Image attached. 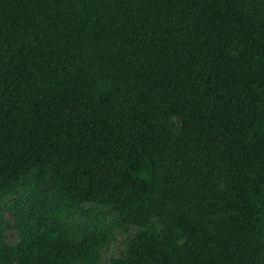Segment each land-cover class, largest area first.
Instances as JSON below:
<instances>
[{
  "label": "trees",
  "instance_id": "1",
  "mask_svg": "<svg viewBox=\"0 0 264 264\" xmlns=\"http://www.w3.org/2000/svg\"><path fill=\"white\" fill-rule=\"evenodd\" d=\"M121 237L264 264V0H0V264Z\"/></svg>",
  "mask_w": 264,
  "mask_h": 264
},
{
  "label": "rangeland",
  "instance_id": "2",
  "mask_svg": "<svg viewBox=\"0 0 264 264\" xmlns=\"http://www.w3.org/2000/svg\"><path fill=\"white\" fill-rule=\"evenodd\" d=\"M10 241H15L16 237L14 235H10ZM128 238L121 237L117 243L112 244L104 254V263H111L112 259L120 258L126 251Z\"/></svg>",
  "mask_w": 264,
  "mask_h": 264
}]
</instances>
